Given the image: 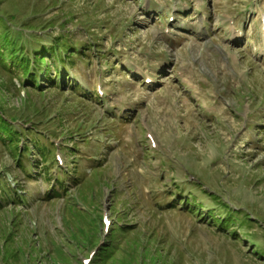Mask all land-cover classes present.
Instances as JSON below:
<instances>
[{
  "label": "rangeland",
  "instance_id": "1",
  "mask_svg": "<svg viewBox=\"0 0 264 264\" xmlns=\"http://www.w3.org/2000/svg\"><path fill=\"white\" fill-rule=\"evenodd\" d=\"M69 11L75 18L68 23V39L95 47L91 66L86 69L79 61L69 70V83L83 86L79 116L96 146L80 147L87 159L81 173L90 177L94 166H101L109 183L95 188L101 215L118 221L111 211L117 191L125 192L121 201L134 193L138 206L128 213L129 223L139 224L149 246L140 263L264 264L249 242L257 237L264 249V0H0L7 44L21 52L47 35L54 39ZM100 89L103 95L97 97ZM10 92L5 108L12 116L23 107L17 90ZM68 94L32 95L38 107L53 112ZM64 123L67 131L76 126L73 118ZM63 141L54 140L62 157L67 152ZM3 157L10 167L7 151ZM196 179L233 209L249 214L257 222L253 229L234 226L225 211L209 212L217 207L212 197L185 184ZM20 183L25 187L22 178ZM53 183H29L36 197L16 209L10 206L6 221L21 218L29 237L56 242L69 254L73 242L65 199L40 201L39 194L52 190ZM175 185L197 194L194 203L207 208L185 209L179 202L160 211L150 205L151 195L158 205L168 203L166 194ZM67 186L70 200L83 207L76 186L69 180ZM8 224L0 221V228ZM101 229L103 243L108 236ZM98 250H76L73 263L93 261Z\"/></svg>",
  "mask_w": 264,
  "mask_h": 264
},
{
  "label": "trees",
  "instance_id": "2",
  "mask_svg": "<svg viewBox=\"0 0 264 264\" xmlns=\"http://www.w3.org/2000/svg\"><path fill=\"white\" fill-rule=\"evenodd\" d=\"M60 10L66 14L64 9L60 8ZM74 18L73 12L69 11L68 19L65 18L60 24L63 29L59 36L52 39L51 34L47 35L31 44L35 46L34 49L26 51L22 48L19 52L15 48H10L9 43L7 44L8 24L0 17V221L8 224L6 218L12 215V212L8 211L11 209L10 206L16 209L29 203L30 198L36 197L32 189L27 188L29 183L38 181L52 183L54 180L51 185L52 190L45 195L39 194L40 201L51 202L60 197L65 199L69 213L66 225L69 229L71 228L69 233L73 242L70 245L72 251L67 254L56 242H44L38 236L33 237L32 234L29 237L28 225H25L21 218L15 217L5 230L0 228V264H74L75 251L86 247H99L91 264H151L146 261V263L139 262L142 252L149 246L144 245L145 233L138 229L139 224L129 223L128 213L135 211L138 206V203H134L138 200L133 198L134 193L130 199L125 198L121 201L120 198L125 196V192L117 191L111 203V211L117 215L118 221H114L106 241L100 243L99 234L104 224L102 211L95 201V188L102 185L109 187V183L104 177L105 173L101 166L95 165L90 177L81 173L82 163L87 159L80 154V147L85 146L89 149L96 146L87 135L88 129L85 124L87 121L80 119L79 116L83 108L80 107L83 104L80 98H86L80 97L85 94L82 93L83 86L75 81L69 83V70L79 65V61L86 69L91 66L95 47L89 43L78 45L75 41L68 39L71 32L67 26L69 22H73ZM50 39H52L51 44H45ZM15 80H18L19 87L15 84ZM11 87L17 90L16 98L20 100L23 108L17 115L9 116L5 105L8 102V94H11ZM24 91L25 96H22ZM34 91L40 98L46 97L49 91L60 96L69 91L70 97L58 111L51 112L47 106L46 108L38 107L33 100ZM68 104H72L71 109H67ZM67 118L75 119L76 124L68 131L64 123ZM55 124L56 127H54ZM108 134L113 136L115 131L110 130ZM60 138H64L61 149L67 151L63 155L64 166L56 158L57 146L54 140ZM65 143H73V145L68 146ZM5 151L13 160L10 167L3 164ZM101 152L102 149L94 157L97 159ZM54 170H57V175L54 174ZM21 178L25 182V187L21 186ZM68 180L72 181L78 189L76 199L83 207H79L78 204L73 203L74 200H70ZM185 184L192 185L194 190L206 197H212L217 207L209 212L219 211L220 214L225 211L227 216L225 220L235 222L234 226L239 224L250 230L257 224L249 218V214L233 209L217 193L206 190L201 182ZM173 187V190H169L166 194L169 199L164 200L168 203L158 205L155 202L157 199L151 195L150 205L157 206L160 211L175 209L179 202L183 203L185 209L198 208V206L207 208L205 205L194 203L197 194H187L177 185ZM4 213L6 216L2 220ZM239 221L241 222L237 223ZM248 237L251 238L252 235L247 232L245 238L249 239ZM249 242L255 248V255L264 260V249L260 247L257 237L249 239Z\"/></svg>",
  "mask_w": 264,
  "mask_h": 264
}]
</instances>
